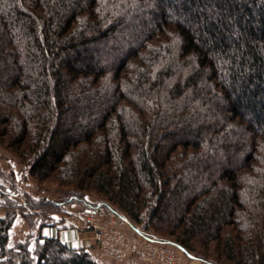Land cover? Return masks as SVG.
Here are the masks:
<instances>
[{
    "label": "trees",
    "instance_id": "obj_1",
    "mask_svg": "<svg viewBox=\"0 0 264 264\" xmlns=\"http://www.w3.org/2000/svg\"><path fill=\"white\" fill-rule=\"evenodd\" d=\"M0 143L184 254L264 264V0H0ZM15 215L0 264H99L11 246Z\"/></svg>",
    "mask_w": 264,
    "mask_h": 264
},
{
    "label": "rangeland",
    "instance_id": "obj_2",
    "mask_svg": "<svg viewBox=\"0 0 264 264\" xmlns=\"http://www.w3.org/2000/svg\"><path fill=\"white\" fill-rule=\"evenodd\" d=\"M67 189L69 187L61 186L55 177L45 182L34 179L29 174L28 164L0 143V216H5L7 212L16 214L10 231L11 246L19 242L29 241L31 248H33L37 237L46 232L48 228L68 226L71 221L79 219L80 237L84 239L86 234V237H91L98 247L93 230L84 227L88 217H91L93 213H97L94 223L106 226L110 224L116 227L128 239L134 238L136 244L141 246V250L146 251V245L138 240L139 238L130 229V226L122 222L116 214L102 206L104 200L95 192L86 193L82 196H65L64 191ZM60 202L65 203L58 208L52 204ZM46 203L50 205L46 207L47 210H43L40 205ZM112 208L118 210L116 207L112 206ZM130 222L140 228L144 229L145 227L143 224H136L133 220H130ZM148 232L153 235L156 234L151 227ZM157 237L160 239V236ZM170 249L178 255L180 264H207L199 259L191 260L187 258L182 251L173 246ZM139 262L147 264L142 261Z\"/></svg>",
    "mask_w": 264,
    "mask_h": 264
},
{
    "label": "built area",
    "instance_id": "obj_3",
    "mask_svg": "<svg viewBox=\"0 0 264 264\" xmlns=\"http://www.w3.org/2000/svg\"><path fill=\"white\" fill-rule=\"evenodd\" d=\"M95 215L97 216V213H93L91 217H88L84 227L93 230L98 247L111 262L123 264L126 259H130L147 264H180L178 255L170 249L173 246L177 250L182 251L177 246L153 236L145 235L133 223L118 217L122 222L130 226V229L139 238L138 240L146 245V251H142L141 246L136 244L134 238L128 239L116 227L110 224L106 226L94 223V220H96Z\"/></svg>",
    "mask_w": 264,
    "mask_h": 264
},
{
    "label": "crops",
    "instance_id": "obj_4",
    "mask_svg": "<svg viewBox=\"0 0 264 264\" xmlns=\"http://www.w3.org/2000/svg\"><path fill=\"white\" fill-rule=\"evenodd\" d=\"M80 220H73L68 226L60 227L55 226L48 228L42 236L46 237H56L59 238L67 246L77 249H85L90 252V254L95 258L99 264H115L111 262L105 254L95 245L91 237H86L83 239L80 237ZM187 258L191 260H196L191 255L185 254ZM123 264H142L137 260L126 259Z\"/></svg>",
    "mask_w": 264,
    "mask_h": 264
}]
</instances>
